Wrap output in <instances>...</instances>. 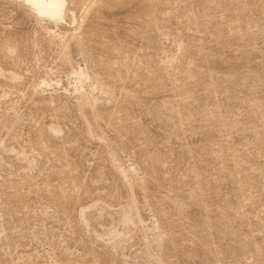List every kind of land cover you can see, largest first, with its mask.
<instances>
[{"label":"rangeland","instance_id":"obj_1","mask_svg":"<svg viewBox=\"0 0 264 264\" xmlns=\"http://www.w3.org/2000/svg\"><path fill=\"white\" fill-rule=\"evenodd\" d=\"M65 17L0 0V264H264V0Z\"/></svg>","mask_w":264,"mask_h":264},{"label":"bare ground","instance_id":"obj_2","mask_svg":"<svg viewBox=\"0 0 264 264\" xmlns=\"http://www.w3.org/2000/svg\"><path fill=\"white\" fill-rule=\"evenodd\" d=\"M13 1L18 2L19 4L25 6L27 10H29L37 18L41 20H47L55 24L56 26H59L58 24L62 23V21L65 20L66 18L65 16L67 12L68 0H13ZM131 221H132L131 218L126 219V222L131 223ZM111 234L112 236H115V232H112Z\"/></svg>","mask_w":264,"mask_h":264}]
</instances>
